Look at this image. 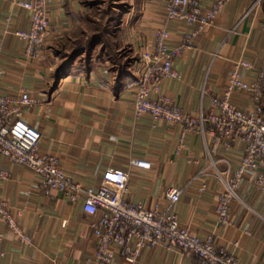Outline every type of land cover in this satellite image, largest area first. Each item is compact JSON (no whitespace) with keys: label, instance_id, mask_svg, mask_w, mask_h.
<instances>
[{"label":"crops","instance_id":"obj_1","mask_svg":"<svg viewBox=\"0 0 264 264\" xmlns=\"http://www.w3.org/2000/svg\"><path fill=\"white\" fill-rule=\"evenodd\" d=\"M200 1L206 12L217 0ZM74 3L48 0L47 41L29 56L25 41L15 35L30 27L28 11L13 0H0V91L6 96L25 91L35 100L22 117L40 130V152L58 157L67 176L86 187L97 188L109 168L128 171L126 200L146 208L167 206L168 190L178 188L182 193L173 210L181 226L202 239L212 236L217 249L232 253L242 264H264L261 169L243 175L238 198L230 205V222L221 224L217 213L218 195L225 190L219 173L234 177L245 143L238 140L229 149L222 144L214 149L210 134L204 138L189 133L177 152L181 125L149 115L137 118L133 110L136 81L145 66L142 50L152 48L159 27L169 30L172 49L182 47L174 58L181 78L166 80L164 92L191 115L211 110V97L223 94L240 61L251 66L240 69L246 80L264 76V1L253 7V0H227L200 29L197 23L167 21V0H131L115 26L94 31L84 45L77 35L85 33L79 27L83 13ZM231 100L238 108L252 109L244 91H235ZM134 159L149 161L151 168L132 165ZM0 165L10 172L0 183V201L8 203L32 241L21 243L0 219L5 232L0 264H100L81 202L72 203L44 187L39 175L5 156L0 155ZM196 261L180 249L154 247L143 250L135 264ZM112 264L129 263L117 256Z\"/></svg>","mask_w":264,"mask_h":264},{"label":"built area","instance_id":"obj_2","mask_svg":"<svg viewBox=\"0 0 264 264\" xmlns=\"http://www.w3.org/2000/svg\"><path fill=\"white\" fill-rule=\"evenodd\" d=\"M263 1L253 0V7L260 6ZM13 2L28 11L31 21L27 30L16 31L15 35L25 41L27 55H36L45 45L50 31L48 0ZM226 2L217 0L205 12L200 0H167L166 20L197 23L201 29L216 17ZM169 38V30L159 27L155 31L152 48L142 50L145 66L136 81L134 115L137 118L149 115L155 120L181 125L177 152L184 147L189 133L200 134L204 138L210 134L214 149L220 144L229 149L238 140L245 143V154L234 177L226 178L219 173L225 190L218 195L217 213L220 223L225 225L230 222V205L233 199L238 198L237 188L245 172L261 169L258 181L264 187V116L261 105L264 76L253 81L246 80L240 69L251 66L246 61H240L231 71L223 94L211 97V110L208 113L201 110L191 115L164 92L166 80L181 78L174 66V58L181 54L182 47L172 49ZM235 91H244L250 96L252 109L243 110L232 103ZM34 103L35 100L25 91L14 96L3 95L0 91V155L39 175L44 187L63 193L72 203H82L97 241L94 252L96 261L112 264L119 256L127 263L135 264L143 250L163 247L193 254L197 258L195 264H242L232 253L217 249L212 236L202 239L181 226L178 213L173 210V205L180 199V189L168 190L167 206L156 203L152 208H146L143 204L126 200L130 178L128 171L107 169L97 188L86 187L67 176L58 157L40 152V130L22 117L25 107ZM131 163L144 169L151 168V163L144 159H134ZM9 178L10 172L0 165V183ZM0 219L6 222L21 243L32 244L8 203L2 200ZM4 237L5 232L0 228V243Z\"/></svg>","mask_w":264,"mask_h":264},{"label":"rangeland","instance_id":"obj_3","mask_svg":"<svg viewBox=\"0 0 264 264\" xmlns=\"http://www.w3.org/2000/svg\"><path fill=\"white\" fill-rule=\"evenodd\" d=\"M131 0H75V7L77 10L82 11L83 17H81L80 31L77 33L78 37H81V45H84L89 41L91 36H94L96 30L104 26H115L117 24L118 16L121 10H127L129 8ZM73 4V3H71ZM87 30L91 31V35L87 33ZM129 53L128 49L124 50V55L127 57ZM262 102L264 103V88L262 95Z\"/></svg>","mask_w":264,"mask_h":264},{"label":"trees","instance_id":"obj_4","mask_svg":"<svg viewBox=\"0 0 264 264\" xmlns=\"http://www.w3.org/2000/svg\"><path fill=\"white\" fill-rule=\"evenodd\" d=\"M262 106H263V116H264V103L262 102Z\"/></svg>","mask_w":264,"mask_h":264}]
</instances>
